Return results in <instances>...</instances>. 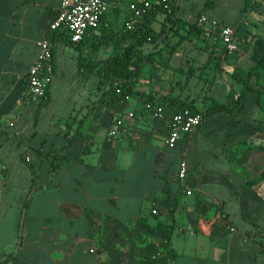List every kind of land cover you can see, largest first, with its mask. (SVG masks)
I'll use <instances>...</instances> for the list:
<instances>
[{
    "label": "crops",
    "instance_id": "crops-1",
    "mask_svg": "<svg viewBox=\"0 0 264 264\" xmlns=\"http://www.w3.org/2000/svg\"><path fill=\"white\" fill-rule=\"evenodd\" d=\"M62 1L0 0V264H264V68L235 109L264 51V0H233V16L222 0H179L182 26L153 23L166 32L144 49L132 92L111 104L94 103L77 43L53 33L44 95L23 102ZM106 1L99 25L131 18L123 0ZM201 14L232 27L238 50L200 26ZM111 52L105 44L98 57ZM214 101L228 110L166 144L172 113Z\"/></svg>",
    "mask_w": 264,
    "mask_h": 264
},
{
    "label": "trees",
    "instance_id": "trees-1",
    "mask_svg": "<svg viewBox=\"0 0 264 264\" xmlns=\"http://www.w3.org/2000/svg\"><path fill=\"white\" fill-rule=\"evenodd\" d=\"M178 1L151 0L150 7L133 23L132 27H127L125 23L120 27H104L98 25L99 35L90 32L76 42L79 49L77 56L79 74L84 78L92 75L97 80L98 98L94 101L95 104L98 102L111 104L119 100H124L132 92L131 83L133 77L139 71L143 58L149 56H144V49L148 45L156 43L166 32L164 25L157 31L153 23L161 17L163 24L168 22L171 24V27L176 26V28L182 26V21L176 16ZM60 36L65 38L66 41H71L69 35ZM166 36L165 34V38ZM216 39L219 38L217 37ZM105 44L112 47V52L104 58L98 57L100 48ZM262 68H264V51L260 60L245 75L243 86L235 100V109H240L245 100L246 93L250 88L249 80L251 76H256L258 70ZM186 107L192 112H199L194 107ZM216 110H228V108L226 104L214 101L203 112V115L205 117V115ZM167 234L169 235L168 232ZM160 245L171 255V250L165 241H161Z\"/></svg>",
    "mask_w": 264,
    "mask_h": 264
},
{
    "label": "built area",
    "instance_id": "built-area-1",
    "mask_svg": "<svg viewBox=\"0 0 264 264\" xmlns=\"http://www.w3.org/2000/svg\"><path fill=\"white\" fill-rule=\"evenodd\" d=\"M151 0H129L128 9L132 12L131 18L125 22L127 27L141 17L150 7ZM106 0H63L62 5L54 19L48 25V33L37 41L38 52L27 77V85L22 90L20 98L26 103H38L43 97L46 85L52 71V46L51 34L69 35L71 41L77 42L83 36L97 29L102 15L107 11ZM197 22L200 26L217 36L226 51L238 50V42L234 29L223 22L201 14ZM162 105L155 107V114L162 116ZM202 112H192L188 107L172 113L168 120L166 144L174 147L183 134L196 129L203 121ZM12 124V123H11ZM114 132H111V135ZM187 173V162L181 157L178 162L177 177L180 184H184ZM186 193H190L189 190ZM156 213V210H152ZM222 219L225 221L224 216ZM232 229V227H229Z\"/></svg>",
    "mask_w": 264,
    "mask_h": 264
},
{
    "label": "rangeland",
    "instance_id": "rangeland-1",
    "mask_svg": "<svg viewBox=\"0 0 264 264\" xmlns=\"http://www.w3.org/2000/svg\"><path fill=\"white\" fill-rule=\"evenodd\" d=\"M227 4V5H226ZM128 3L127 1L123 0L122 1V7L125 8L127 7ZM219 10H226L228 11V14L230 16H233L234 15V11H235V3L233 2V0H231V3H227V0H222V3L220 4V6L218 7Z\"/></svg>",
    "mask_w": 264,
    "mask_h": 264
}]
</instances>
